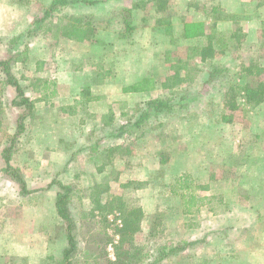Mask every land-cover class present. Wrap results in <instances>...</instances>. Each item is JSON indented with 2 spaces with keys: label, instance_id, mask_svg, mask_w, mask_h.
Returning <instances> with one entry per match:
<instances>
[{
  "label": "rangeland",
  "instance_id": "rangeland-1",
  "mask_svg": "<svg viewBox=\"0 0 264 264\" xmlns=\"http://www.w3.org/2000/svg\"><path fill=\"white\" fill-rule=\"evenodd\" d=\"M20 1L0 0V59L12 58L13 74L34 109L13 103L17 91L0 69V264H108L115 259L118 220L123 223L126 211L134 208L143 215L130 264L151 263L168 247L175 250L157 264H264V102L249 104L241 95V86L264 79V0H96L93 5H59L50 13L52 0ZM216 9L239 15L235 21L217 22L216 30L226 32V47L208 36L216 31ZM40 19V25L34 23ZM193 22H205L206 36L185 37V24ZM70 23L88 29L83 40L66 36ZM232 32L237 36L230 40ZM197 44L214 55L189 58L179 68L180 83L163 86L172 83L176 57L186 61V48ZM251 64L259 67L248 72ZM79 66L86 69L76 93L62 91L54 70ZM214 67L222 69L209 82ZM149 76L155 78V89L138 95L123 92ZM104 80L112 91L94 88L105 97V107L78 106L76 119H92L105 134H117L126 125L119 151L124 181L115 166L108 179L90 189L89 172L71 184L67 178L56 180L57 173L50 183L47 176L34 180L36 173L21 167L27 126L50 113L56 119L61 106L72 105L75 95L76 100L86 97L83 89ZM232 87L236 109L226 103ZM182 95L186 104L178 102ZM160 96L171 98L174 107L134 126L146 102ZM21 120L24 130L17 134ZM10 147L12 165L31 185L28 194L2 170L3 152ZM192 165L203 173L189 171ZM185 176L189 188L179 187ZM60 184L71 186V232L78 246L68 260L67 223L56 216L53 200ZM191 196L195 212L187 213ZM110 203L113 212L101 209ZM25 207L33 216L21 220Z\"/></svg>",
  "mask_w": 264,
  "mask_h": 264
},
{
  "label": "trees",
  "instance_id": "trees-1",
  "mask_svg": "<svg viewBox=\"0 0 264 264\" xmlns=\"http://www.w3.org/2000/svg\"><path fill=\"white\" fill-rule=\"evenodd\" d=\"M21 4H28L29 2L27 0H21ZM71 3H79L80 5H93L96 3V0H52L51 2V7L49 8V13L57 8L59 5H67ZM239 17L238 14L234 13H223L220 11V9H216L213 13V19L214 23L212 26L216 30V25L218 21L221 20H237ZM43 19L40 20H35L34 23H38V25L41 24ZM206 24L205 22H193V23H186L185 24V37H203L206 36ZM88 29H83L82 26H78L76 23H70L69 26L66 27V30L64 31L66 33V36L72 37V38H77L83 40L86 37ZM24 33L21 35H18L16 37V41L20 40L23 37ZM212 35V36H211ZM226 35V32H221L216 30L214 34L208 35L212 38H216L218 42L222 44L223 47H226L227 43L224 40V36ZM237 36L235 35L234 32L230 35V40L234 39V37ZM186 54H187V60L184 61L182 57H176L175 63H174V69L175 73L172 77V83L166 82L163 83V86L169 88V87H174L180 83L181 80V74L180 70L182 67L188 65V60L189 58H193L196 56V54L200 55L202 58H207V57H212L214 55L213 50H206L203 45L197 44V45H191L186 48ZM12 58H5V59H0V69L6 74L7 76V82L9 84H12L16 91H17V96L16 98L13 99V103L16 106H22L26 105L27 108L29 109V112L34 109V102L32 99H30L26 93L24 88L22 87L20 81L16 78V76L13 74L12 71V64H11ZM184 61V62H183ZM181 62L183 64L181 65ZM259 67L258 65L251 64L249 65L246 69L248 72H251L255 68ZM220 67H214L212 71L209 73L208 81L212 82L216 76L221 72ZM253 72V71H252ZM258 72V71H257ZM171 80V79H170ZM44 84V87H47L48 81L45 80L42 82ZM52 84L55 85V82H51ZM156 88V81L154 77H143L139 79L136 82H133L125 87H123V92H144V91H151ZM55 89L53 90V93H55ZM83 95H86L84 99L86 102L92 101L94 99H97L96 96H93L90 88L86 87L82 91ZM241 95L245 99L246 103L249 104H259L264 102V79H260L256 85H250V84H245L241 86ZM226 96L230 97V101H226L228 106H231L232 109L238 108V104L235 101L236 98V93H235V88H230V90L227 91ZM186 95H182L179 97L178 102H183L185 103ZM177 102V103H178ZM186 104V103H185ZM185 104H179L180 106H185ZM230 104V105H229ZM174 103L172 102V99L169 98L168 96H160V97H154L149 99L146 104L144 109L141 111L140 116L138 119H136L132 124L134 126H141L142 124L145 123V121L148 120V118L154 116V115H159L163 113L164 111L171 110L174 106ZM25 119L26 116H23L22 119ZM126 125H121L119 127V132L117 133L118 135L123 134V132H126L127 129H125ZM24 130V122L23 120L18 122V133H21ZM9 150H4L3 152V157L5 158L6 165L2 169L4 172L9 174L13 180L18 182L21 187V192L23 194H28L30 192V189H28V185L26 182V179L24 175L22 174L20 168L15 167L11 163V154H10V149ZM9 151V152H8ZM8 153V154H7ZM184 178V179H183ZM183 178H180V182L184 180L182 185H179V187H184V188H189V184H186L185 181H188V177L185 176ZM60 191L57 193V198H56V209L58 214L60 215V218L64 220L67 223V229H68V247L64 250V258L66 260L69 259L70 255L74 252V250L78 248L77 246V240L75 239L74 233L71 231L74 230L75 228V222L73 220V217L71 216L70 210H69V201H70V185H62L60 184ZM188 203V207L186 212L190 213L191 212V207L195 205L194 197L191 196V199L186 201ZM100 206V205H99ZM107 206V205H106ZM100 207L102 210L104 209H109L108 211L113 212L115 209L114 205L111 203L109 204V207ZM143 215V211L141 208H134L131 210L126 211V214L123 219V223L121 227H117L119 230V240L116 245H113L114 248V253H115V259H108L107 263L108 264H130L129 260H131L132 256L134 255L132 250H135V246L133 245V239L134 235L141 230V217ZM125 244H129L130 246L127 247V249L124 247ZM175 250L173 247H168L167 252H162L159 253V257L156 258L154 261L151 263L147 264H157L160 260L165 258L168 254L172 253ZM70 264V263H68Z\"/></svg>",
  "mask_w": 264,
  "mask_h": 264
},
{
  "label": "crops",
  "instance_id": "crops-1",
  "mask_svg": "<svg viewBox=\"0 0 264 264\" xmlns=\"http://www.w3.org/2000/svg\"><path fill=\"white\" fill-rule=\"evenodd\" d=\"M10 9L13 8L11 7ZM83 69L86 68H81L80 66L77 69L58 67L54 70L53 77L56 80V84L62 85V91L76 93V82L81 74L85 72ZM83 76L87 81L88 75ZM94 87L102 88L104 93H108L113 89V85L104 80L101 84L93 85L90 88L92 95L96 96L97 99L86 102L84 97H77L78 99L76 100L75 95L74 100L70 103L72 105L61 106V116L57 115L56 119H52V114L50 113L49 117L45 112L46 118L42 117L43 119H35L34 121L32 119L34 123L27 126L30 127L26 132L27 135L23 145L26 154L25 163L20 166L23 167L22 169L25 173H36L34 180H37L38 177L41 179L46 176V178H52V173H57L56 180L63 183L64 178H67V183L71 184L75 179L76 181L79 178L83 180L85 174L89 172L92 181L86 185L90 189L100 185L102 183L101 180L108 179L110 171L114 172L113 166H115L114 169L118 170L117 172L120 174L119 179L124 181L123 175L125 172H123V165L125 161H123V156L119 154V151L123 150L125 137L118 134L100 133L97 130L100 125L93 123L92 119H76L78 106L86 105L88 109L105 107L103 105L106 103L105 97L97 95L98 93H96ZM78 92H80V89ZM141 93L145 92H132L130 95ZM65 109H68V112ZM192 166L187 169L194 173H203L197 165ZM89 175H86V179ZM51 178L48 181L49 183L52 180ZM25 179L28 189H32L26 177ZM113 180L116 181V178ZM53 200L56 216L60 218L56 209V198H53ZM203 206L201 205L199 208ZM27 208L29 209L30 207H25L22 216H20L21 220L32 218L33 214ZM191 212L194 213L195 211Z\"/></svg>",
  "mask_w": 264,
  "mask_h": 264
},
{
  "label": "built area",
  "instance_id": "built-area-1",
  "mask_svg": "<svg viewBox=\"0 0 264 264\" xmlns=\"http://www.w3.org/2000/svg\"><path fill=\"white\" fill-rule=\"evenodd\" d=\"M118 221L120 222V223H118V224L121 226V225H122V223H121V219H119Z\"/></svg>",
  "mask_w": 264,
  "mask_h": 264
}]
</instances>
